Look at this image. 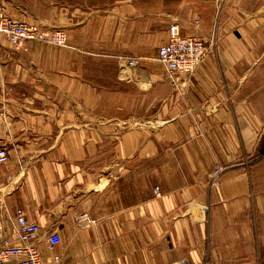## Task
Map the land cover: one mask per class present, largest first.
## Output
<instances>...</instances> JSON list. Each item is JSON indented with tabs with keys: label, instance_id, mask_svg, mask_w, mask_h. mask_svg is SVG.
<instances>
[{
	"label": "crops",
	"instance_id": "0c3cea01",
	"mask_svg": "<svg viewBox=\"0 0 264 264\" xmlns=\"http://www.w3.org/2000/svg\"><path fill=\"white\" fill-rule=\"evenodd\" d=\"M0 2L68 37L0 34V214L61 236L45 264H264V0ZM175 23L217 39L182 91L158 60Z\"/></svg>",
	"mask_w": 264,
	"mask_h": 264
},
{
	"label": "built area",
	"instance_id": "2783aa9c",
	"mask_svg": "<svg viewBox=\"0 0 264 264\" xmlns=\"http://www.w3.org/2000/svg\"><path fill=\"white\" fill-rule=\"evenodd\" d=\"M0 34H3L9 43L20 48L28 42H40L55 46L65 47L68 45V37L61 29L44 31L37 25L14 18L7 13L0 4ZM169 40L159 48L158 60L164 66L166 76L171 83L180 91L185 87L181 78H190L203 60L210 54L216 45V35L210 40L195 36H184L178 24H172L169 28ZM130 66H137L138 60L122 59ZM9 160L7 149L0 147V165ZM226 170L220 164H216L210 174V185L217 187L222 173ZM155 195L160 198V187L155 188ZM79 222L87 223L89 218L86 214L77 218ZM61 236L52 232L45 238L42 237L40 224L28 220L23 209L11 212L5 210L0 214V264H45L46 256L41 250L45 244L48 254H52V260L60 261L61 257L55 255L57 247L61 244Z\"/></svg>",
	"mask_w": 264,
	"mask_h": 264
},
{
	"label": "rangeland",
	"instance_id": "374dc122",
	"mask_svg": "<svg viewBox=\"0 0 264 264\" xmlns=\"http://www.w3.org/2000/svg\"><path fill=\"white\" fill-rule=\"evenodd\" d=\"M66 2V3H70V2H74L77 4H86V5H101L103 3V0H60V2ZM57 2V0H38V7L37 10L41 11V13L45 14H50L51 12L53 13V9L55 6V3ZM1 4V2H0ZM2 5V4H1ZM35 7H33L34 9ZM37 26H39L40 28H42L44 31H53V30H57V29H50L47 27H45L43 24H36ZM264 140V137H263Z\"/></svg>",
	"mask_w": 264,
	"mask_h": 264
}]
</instances>
